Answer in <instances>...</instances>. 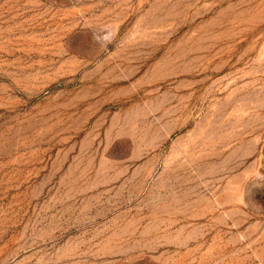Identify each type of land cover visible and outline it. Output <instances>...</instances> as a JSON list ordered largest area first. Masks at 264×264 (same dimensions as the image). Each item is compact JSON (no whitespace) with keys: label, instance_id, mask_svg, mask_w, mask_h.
I'll return each mask as SVG.
<instances>
[{"label":"rangeland","instance_id":"rangeland-1","mask_svg":"<svg viewBox=\"0 0 264 264\" xmlns=\"http://www.w3.org/2000/svg\"><path fill=\"white\" fill-rule=\"evenodd\" d=\"M0 264H264V0H0Z\"/></svg>","mask_w":264,"mask_h":264},{"label":"clouds","instance_id":"clouds-1","mask_svg":"<svg viewBox=\"0 0 264 264\" xmlns=\"http://www.w3.org/2000/svg\"><path fill=\"white\" fill-rule=\"evenodd\" d=\"M112 31L113 30L108 26H104L100 30L93 29L92 41L95 45H98V50H105L108 44L112 42V39L110 38Z\"/></svg>","mask_w":264,"mask_h":264}]
</instances>
